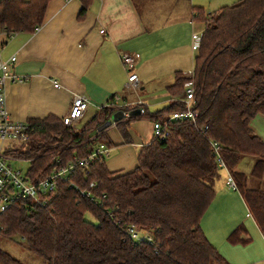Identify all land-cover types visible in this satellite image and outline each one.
Returning <instances> with one entry per match:
<instances>
[{
  "label": "trees",
  "instance_id": "1",
  "mask_svg": "<svg viewBox=\"0 0 264 264\" xmlns=\"http://www.w3.org/2000/svg\"><path fill=\"white\" fill-rule=\"evenodd\" d=\"M49 1L0 0V29L33 31ZM190 10L204 23L193 74L177 72L168 92L180 97L185 83H193L194 121L169 123L162 137L140 148L132 171H110L100 157L76 167L44 205H11L0 212V236H17L41 264H230L201 227L220 169L210 141L220 144L235 189L264 230V189L248 182L264 175V140L251 128L256 115L264 116V0H239L207 15L202 7ZM182 107L180 99L143 117L161 120ZM117 108L112 97L81 130L56 117L30 120V140L14 153L28 159L33 174L86 157L104 138L98 127ZM117 124L124 128L127 120ZM246 159L254 161L250 175L238 168ZM80 189L91 190L93 199ZM131 224L149 238L132 239ZM242 231L238 226L230 239L242 240ZM0 264L26 263L0 247Z\"/></svg>",
  "mask_w": 264,
  "mask_h": 264
},
{
  "label": "crops",
  "instance_id": "2",
  "mask_svg": "<svg viewBox=\"0 0 264 264\" xmlns=\"http://www.w3.org/2000/svg\"><path fill=\"white\" fill-rule=\"evenodd\" d=\"M86 1V9L82 11L83 0H50L38 31L6 34L0 29V59L5 61L15 56L12 69L22 78L5 86L6 108L13 119L30 122L56 117L61 120L68 113L75 94L85 96L90 102L84 116L98 112L112 97H116L114 103L119 102L118 108L134 107L136 101H142L136 93H143L147 71L157 74L164 70L161 74L166 75L162 82L166 91L162 92V97L168 103L181 99L179 95L171 97L168 87L174 83L177 72L185 75L186 70L192 71L195 32L190 34L189 25L173 23L154 32L149 20L146 24L142 18L135 0ZM187 39L188 44L184 43ZM124 52L139 54L136 71L134 69L138 76L135 84H127L128 76L119 57ZM54 82L59 83L58 88L54 87ZM143 106L148 110L145 104ZM137 118L142 119L134 114L123 121L127 120V126ZM253 127L255 129L256 125ZM103 139L113 150L114 147L119 149L116 156L122 155L123 148L134 153L135 146L151 141L146 144L130 141L128 146H125L127 140L114 144L108 140L106 132ZM248 160V164L252 163L249 172L242 170L245 164L238 167L246 175H250L254 163L253 159ZM105 164L110 171L133 170L123 166L110 168ZM220 170L228 175L227 169ZM251 178H248L249 186L264 189V175L257 182ZM238 226L243 228L239 235L242 240H231L230 233ZM201 227L230 264H264V230L249 212L239 191L228 187L219 175L214 196L201 218Z\"/></svg>",
  "mask_w": 264,
  "mask_h": 264
},
{
  "label": "built area",
  "instance_id": "3",
  "mask_svg": "<svg viewBox=\"0 0 264 264\" xmlns=\"http://www.w3.org/2000/svg\"><path fill=\"white\" fill-rule=\"evenodd\" d=\"M39 27L36 26L33 32L38 31ZM192 37L196 40L199 38V35L193 33ZM119 57L121 65L128 76L127 84H135L138 81V76L134 72V69L139 54L124 52ZM15 60V56L5 61L0 59V141L2 143L0 146V212L18 202L22 204L44 205L49 201L50 196L59 188V183L75 173L76 167H81L82 169L87 168L94 160L104 157V155H109L110 148L109 144L99 142L86 157L75 156L67 164L56 165L50 172L46 173L39 172L33 174L29 168L23 174L22 169L14 168L11 161L28 160L14 154V150L23 148L29 142L32 132L29 122L13 119L6 108L5 86L9 83L22 80L21 77L13 72L12 67ZM192 74V72H189L185 76L191 77ZM53 85L54 87H59L58 82H54ZM193 99L194 85L191 81H187L181 98L183 107L166 113L165 117L161 120L154 119L152 124V137H162L167 130L168 124L171 122L194 121V118L197 116V111L193 108ZM89 103V100L85 96L75 94L68 113L61 118L63 124L75 128L76 124L84 116ZM114 104L116 107L120 105L119 102ZM136 104L134 107L122 106L124 116L121 120L131 117L130 112L137 108H139V114H135L136 116L143 117L146 115L147 109L143 106L144 103L138 100ZM210 149L216 158L218 167L226 169L220 144L217 141H210ZM227 185L233 189L236 188L235 180L231 174H229ZM75 188L77 189L78 187L76 186ZM92 188H95L94 183L89 184V189ZM80 190L85 196L93 199L91 190ZM103 198H105V195H103ZM126 231L134 240L144 237L149 238L147 230L138 229L134 224L128 225Z\"/></svg>",
  "mask_w": 264,
  "mask_h": 264
},
{
  "label": "rangeland",
  "instance_id": "4",
  "mask_svg": "<svg viewBox=\"0 0 264 264\" xmlns=\"http://www.w3.org/2000/svg\"><path fill=\"white\" fill-rule=\"evenodd\" d=\"M136 1V7H138V10L142 16L143 19H145L146 24L150 23V28L154 29L153 31H157L156 29H163V26L166 25H189L190 27V34L192 32H195L199 35V38L193 41V58L197 54L199 41L201 36L203 35L204 30V23L202 21L191 19V5L202 7L204 13L207 14H213L215 13L221 6L225 5H232L234 3H237L239 0H135ZM184 27V26H183ZM188 27V26H187ZM183 30V29H182ZM152 31V30H151ZM188 36V35H186ZM193 40V39H192ZM197 41V42H196ZM188 39L186 42L188 44ZM160 59H163L161 57ZM193 67L190 68L192 70ZM152 70V69H151ZM136 71V67H135ZM146 71V70H145ZM158 72V71H156ZM161 73H165L164 70L160 71ZM187 73L193 72L186 70ZM161 73H145L146 78L148 79L146 81V84L144 85L143 93H136L139 95V97L142 99V102L148 107V114H153L156 111L162 110L165 108L169 103L167 99H164L161 95L162 92L166 91V88L164 90V84L162 83L166 75ZM173 76L175 75V72L172 73ZM184 75V74H182ZM173 83V82H172ZM171 83V84H172ZM183 96V94H181ZM178 98H182V97ZM169 98V96H168ZM96 111V110H95ZM95 111L91 113H87L80 122L75 126L76 130H81L85 124L91 119V117L95 114ZM120 115V118H123L124 116V110L122 108L115 109L114 113L112 115ZM139 114V108H137L136 115ZM123 121V120H121ZM153 119L149 120V117H143L142 119H134L132 120L126 127L122 128L119 127L117 122H113L107 129H105L106 136L108 137V140L114 144L116 143H124L126 140L128 144L125 146L131 145V142H143L146 144V142H149L153 137ZM252 127L253 124L256 125V128L254 129L255 133L258 134L261 138L264 139V117L261 115H256L253 120L251 121ZM129 135L130 138L127 136ZM152 137V138H151ZM151 138V139H150ZM99 142H103L106 144H109L105 139H97L94 146H97ZM0 141V146H1ZM142 145L135 146V152L134 153H128L129 149L123 148L121 150L122 155L116 156L117 153H119V149L114 147L109 148V155H104L105 162L108 164L110 168H120L123 166L126 170L128 169H134V167L138 164L137 162V154L139 152V149ZM133 147V146H132ZM248 159L242 160L241 165L245 166L242 168L243 171H247L249 169V166H252V163L248 164ZM11 164L14 168L22 169L23 174L27 172V170L30 168V163L28 160H22V161H11ZM222 169V168H220ZM218 172V175L220 176L221 181L226 182L229 179V172L226 176L224 174L223 170H220ZM249 172V171H247ZM88 220L95 221L93 217H91L89 214L85 215ZM0 247H2L6 252L11 254L12 256L20 259L26 264H41L40 260L30 254L26 247L24 245H21L19 242V238L17 236L12 238H5L0 236Z\"/></svg>",
  "mask_w": 264,
  "mask_h": 264
},
{
  "label": "water",
  "instance_id": "5",
  "mask_svg": "<svg viewBox=\"0 0 264 264\" xmlns=\"http://www.w3.org/2000/svg\"><path fill=\"white\" fill-rule=\"evenodd\" d=\"M137 113V109H135L134 111L130 112L131 115H134ZM122 118H120V115H111L110 119H108L106 122H104L102 125H100L97 129L98 132L104 131L105 129H107L113 122H117L118 120H120Z\"/></svg>",
  "mask_w": 264,
  "mask_h": 264
}]
</instances>
